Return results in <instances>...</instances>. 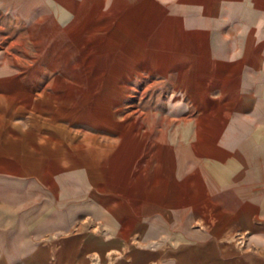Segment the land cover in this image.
Returning <instances> with one entry per match:
<instances>
[{
	"label": "crops",
	"instance_id": "obj_1",
	"mask_svg": "<svg viewBox=\"0 0 264 264\" xmlns=\"http://www.w3.org/2000/svg\"><path fill=\"white\" fill-rule=\"evenodd\" d=\"M7 1L0 264H264V0H89L105 68L73 74L5 59L36 11ZM59 80L105 81L138 120L60 117Z\"/></svg>",
	"mask_w": 264,
	"mask_h": 264
},
{
	"label": "rangeland",
	"instance_id": "obj_2",
	"mask_svg": "<svg viewBox=\"0 0 264 264\" xmlns=\"http://www.w3.org/2000/svg\"><path fill=\"white\" fill-rule=\"evenodd\" d=\"M6 2L7 4L10 3L7 0ZM20 2L25 4V0H19ZM34 3L36 11L32 16L24 9L25 7L20 11L23 18L17 17V21L14 23L16 32L14 33L12 29L9 35L12 44H7V40L2 42V50L7 61L10 59L15 60L19 56L18 67L21 68V71L33 72L45 70L51 73L73 74L78 72L88 73L90 69L100 72L101 69L105 68L100 63L104 59L101 56H98V59L95 58L99 63L92 68L88 63L91 59V53L94 51L104 52L102 49H90L95 41H91L88 36H90L91 25H95V23H91L89 0L82 2L80 0H34ZM41 47H43L44 59L46 58L45 61L49 63L30 65L29 70L26 64L20 65V57L25 62L30 60L36 62V56H40L37 54V50ZM32 50H34L33 58H31ZM11 53L12 57L10 56ZM80 61L82 63H79ZM13 63L17 62L14 61ZM54 83L60 86L57 88L63 90L60 96L67 104L63 108L64 112L59 114L60 117L73 120L74 116L80 115L82 120L86 122L94 121L98 126L113 123L114 127L120 126L122 116L126 120H129V117L138 120L137 110L135 112L131 110L130 114L127 112V107L123 106L126 101L130 100L132 103L129 105L132 107L134 103L133 106L136 107L137 98H122L116 95L106 96L105 81L96 83L97 87H95L100 92L97 97L89 95L91 85L95 82L59 80ZM79 94L81 95L79 96ZM70 102H72V105H69ZM74 102L77 103V108L73 105ZM79 102L81 111L78 110Z\"/></svg>",
	"mask_w": 264,
	"mask_h": 264
}]
</instances>
